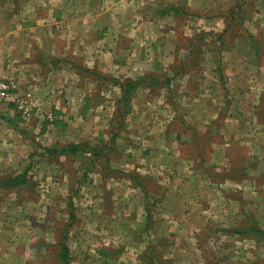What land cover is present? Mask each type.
Returning <instances> with one entry per match:
<instances>
[{"label": "rangeland", "instance_id": "obj_1", "mask_svg": "<svg viewBox=\"0 0 264 264\" xmlns=\"http://www.w3.org/2000/svg\"><path fill=\"white\" fill-rule=\"evenodd\" d=\"M0 82V264L264 262V0H0Z\"/></svg>", "mask_w": 264, "mask_h": 264}, {"label": "trees", "instance_id": "obj_2", "mask_svg": "<svg viewBox=\"0 0 264 264\" xmlns=\"http://www.w3.org/2000/svg\"><path fill=\"white\" fill-rule=\"evenodd\" d=\"M166 10H163L162 13H164ZM129 82L125 83L123 85V101L124 102H128L129 98H130V93H132V91L134 90L137 82L135 81H130L128 80ZM79 145H76V144H67V145H64L62 147H59V148H56L53 146V148H48L46 151H49V152H56L58 153L59 155H64V154H73V152H75L78 148ZM70 149V150H68ZM26 180H25V175L20 173V174H17L13 177H9L8 179H6L5 181H2L3 183H5V185H19V184H22L24 183ZM1 180H0V186H1ZM11 182V183H10ZM236 232H239L241 234H244V235H248V234H252L253 233V238L255 241H258V242H264V230L263 229H260L258 228L257 226L255 225H248L247 227H244L243 229L239 230L237 229ZM58 247H59V251L56 253V258L59 262V264H69L70 260H69V249L68 247L64 244V243H59L58 244ZM145 257V256H144ZM165 261V260H163ZM264 264V262L262 263Z\"/></svg>", "mask_w": 264, "mask_h": 264}, {"label": "built area", "instance_id": "obj_3", "mask_svg": "<svg viewBox=\"0 0 264 264\" xmlns=\"http://www.w3.org/2000/svg\"><path fill=\"white\" fill-rule=\"evenodd\" d=\"M2 97H7V93L4 84L0 82V99Z\"/></svg>", "mask_w": 264, "mask_h": 264}, {"label": "crops", "instance_id": "obj_4", "mask_svg": "<svg viewBox=\"0 0 264 264\" xmlns=\"http://www.w3.org/2000/svg\"><path fill=\"white\" fill-rule=\"evenodd\" d=\"M161 13H162V10H161ZM71 37H73V35H71ZM79 43V42H78ZM78 47V46H77ZM116 49V52H117V48H115Z\"/></svg>", "mask_w": 264, "mask_h": 264}]
</instances>
